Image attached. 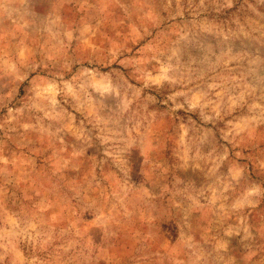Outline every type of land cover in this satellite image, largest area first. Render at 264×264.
I'll use <instances>...</instances> for the list:
<instances>
[{
    "label": "rangeland",
    "instance_id": "rangeland-1",
    "mask_svg": "<svg viewBox=\"0 0 264 264\" xmlns=\"http://www.w3.org/2000/svg\"><path fill=\"white\" fill-rule=\"evenodd\" d=\"M0 264H264V0H0Z\"/></svg>",
    "mask_w": 264,
    "mask_h": 264
}]
</instances>
